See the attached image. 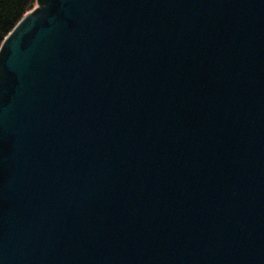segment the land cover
I'll use <instances>...</instances> for the list:
<instances>
[{
  "label": "water",
  "instance_id": "water-1",
  "mask_svg": "<svg viewBox=\"0 0 264 264\" xmlns=\"http://www.w3.org/2000/svg\"><path fill=\"white\" fill-rule=\"evenodd\" d=\"M0 264H264V0H36L0 46Z\"/></svg>",
  "mask_w": 264,
  "mask_h": 264
},
{
  "label": "trees",
  "instance_id": "trees-1",
  "mask_svg": "<svg viewBox=\"0 0 264 264\" xmlns=\"http://www.w3.org/2000/svg\"><path fill=\"white\" fill-rule=\"evenodd\" d=\"M36 5V0H0V46L20 19Z\"/></svg>",
  "mask_w": 264,
  "mask_h": 264
}]
</instances>
